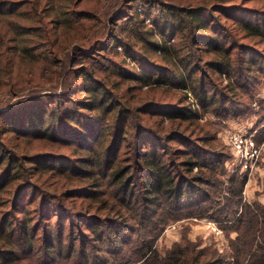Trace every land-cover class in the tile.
I'll list each match as a JSON object with an SVG mask.
<instances>
[{
    "label": "trees",
    "instance_id": "1",
    "mask_svg": "<svg viewBox=\"0 0 264 264\" xmlns=\"http://www.w3.org/2000/svg\"><path fill=\"white\" fill-rule=\"evenodd\" d=\"M93 1L0 0V78L17 86L14 73L51 68L54 80L0 108V264H264V204L245 199L238 169L218 177L225 145L201 123L253 116L257 100L264 123V4L154 0V16L121 0L94 38ZM159 89L182 94L166 101ZM206 209L237 233L229 255L190 242L158 250L171 222Z\"/></svg>",
    "mask_w": 264,
    "mask_h": 264
},
{
    "label": "rangeland",
    "instance_id": "2",
    "mask_svg": "<svg viewBox=\"0 0 264 264\" xmlns=\"http://www.w3.org/2000/svg\"><path fill=\"white\" fill-rule=\"evenodd\" d=\"M121 0H94V4L96 5V9L100 15V19L96 22L95 26H93L92 30L89 33L91 37H100L104 38L107 31L110 29V25L112 24V20L117 10L120 8ZM166 1V0H159ZM186 2L195 3L197 0H183ZM205 1V0H200ZM214 1V0H212ZM142 4L140 6H149V9L154 5V8H151L154 11V16L159 12L160 5L154 2V0H138ZM137 4V3H136ZM140 4V3H139ZM264 4V0H255L249 2L248 6H256L262 7ZM148 10V11H151ZM156 9V10H155ZM143 12V11H141ZM119 19L117 24V32L121 30V24L129 22V20ZM125 21V22H123ZM108 23V27L106 24ZM147 24L150 21H147ZM106 23V24H105ZM108 29V30H106ZM263 45H261L262 47ZM121 51V50H120ZM199 53L196 54L195 59ZM13 81H18L17 86H13L12 83H6L7 79L0 78V108L6 109L11 104H14L25 97H32L33 92L38 89H41V93L50 92L53 90L54 80H53V72L51 68L47 70V72L43 75L35 74L33 75L32 80H26V77H21L20 80L17 79L16 73L13 75ZM57 92H60V88H58ZM158 98H163L162 100L166 101H175L179 95L182 94L181 91H175V95L172 93L164 94V91L159 89L156 91ZM260 97L264 95V81L259 88ZM177 95V96H176ZM259 97V95H257ZM256 97V99H257ZM254 107V115L253 116H244L240 119L236 120H217L213 114H207L203 116L201 123L205 125H209L212 127L213 131H217L215 140V144L220 148L225 145L227 157L223 159L219 170L218 177L221 179H228L231 174L235 172V170H239L243 175H247L248 182L246 184L244 190L245 199L249 202L257 201L261 204H264V148L260 147V156L256 159L254 164H250L248 168L244 166L246 162L243 158L242 154L235 148L231 141V137L233 135H251L249 131H251L252 126H254V122L256 119L260 117L259 112V101H256ZM153 121H158L157 118H154ZM154 123V122H152ZM170 128V126L168 125ZM174 130V128H173ZM248 132V134H247ZM254 138V137H253ZM255 140V139H254ZM256 142V140H255ZM257 144V143H256ZM258 145V144H257ZM179 147L178 143H172L169 146L168 154L176 157V154L172 155L175 152V148ZM129 151V148L127 149ZM128 153V152H127ZM128 155V154H126ZM197 172V169L194 170ZM132 175V174H131ZM130 175V176H131ZM134 179H131L132 183H134L133 189L135 192L140 195L141 192V177L137 174L136 170H134ZM223 187V185H222ZM220 195V193H219ZM215 196L220 200V196ZM211 203V202H210ZM212 204V203H211ZM209 209H206L201 212L199 217H191V218H182L176 222H171L160 235L157 241L158 250L164 254L167 250L171 249L176 243H196L201 247L211 248V250H218L226 255H229V243L230 240L235 238L237 233L231 232L227 233L222 230L219 223L211 220L208 217Z\"/></svg>",
    "mask_w": 264,
    "mask_h": 264
},
{
    "label": "built area",
    "instance_id": "3",
    "mask_svg": "<svg viewBox=\"0 0 264 264\" xmlns=\"http://www.w3.org/2000/svg\"><path fill=\"white\" fill-rule=\"evenodd\" d=\"M231 141L235 148L242 154L245 159L244 166L248 168L250 164H254L260 156V147L256 144L252 135H233Z\"/></svg>",
    "mask_w": 264,
    "mask_h": 264
},
{
    "label": "crops",
    "instance_id": "4",
    "mask_svg": "<svg viewBox=\"0 0 264 264\" xmlns=\"http://www.w3.org/2000/svg\"><path fill=\"white\" fill-rule=\"evenodd\" d=\"M261 97L264 98V95H261ZM260 115H261V114H260ZM256 120H257V119H256ZM256 123H257V121L254 122V126H252L251 131H249L250 134H251L254 138H255V136H257V135L259 134L260 129H261L262 127H264V123H261L259 126H255ZM256 143H257L258 146L261 147L262 150H263V148H264V139L261 140V141H259V142L256 140ZM263 154H264V151H263Z\"/></svg>",
    "mask_w": 264,
    "mask_h": 264
}]
</instances>
